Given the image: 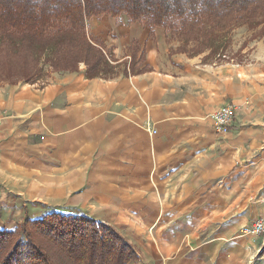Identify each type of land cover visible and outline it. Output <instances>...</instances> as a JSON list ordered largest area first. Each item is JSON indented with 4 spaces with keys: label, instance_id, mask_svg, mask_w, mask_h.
<instances>
[{
    "label": "crops",
    "instance_id": "crops-1",
    "mask_svg": "<svg viewBox=\"0 0 264 264\" xmlns=\"http://www.w3.org/2000/svg\"><path fill=\"white\" fill-rule=\"evenodd\" d=\"M100 22L109 27L92 36L114 59L112 77L87 79L81 65L47 82L0 81V230L18 225L8 193L42 207L64 200L70 210L52 211L126 229L154 264H247L237 255L264 246L239 234L264 214V70L179 53L163 28L125 15L90 23ZM228 104L238 115L217 134L210 116ZM210 224L221 225L209 241L157 257L182 239L172 226L186 240Z\"/></svg>",
    "mask_w": 264,
    "mask_h": 264
},
{
    "label": "trees",
    "instance_id": "trees-1",
    "mask_svg": "<svg viewBox=\"0 0 264 264\" xmlns=\"http://www.w3.org/2000/svg\"><path fill=\"white\" fill-rule=\"evenodd\" d=\"M160 27L197 52L214 48L236 25L262 27L264 0H0V81L34 83L42 64L86 77L115 74L104 44L88 32L92 18ZM133 245L115 228L84 214L44 213L15 230H0V264H132Z\"/></svg>",
    "mask_w": 264,
    "mask_h": 264
},
{
    "label": "rangeland",
    "instance_id": "rangeland-1",
    "mask_svg": "<svg viewBox=\"0 0 264 264\" xmlns=\"http://www.w3.org/2000/svg\"><path fill=\"white\" fill-rule=\"evenodd\" d=\"M91 20L88 23V32L89 34H93L94 32L100 34V29L102 30V27L107 28L109 26H107L106 24H102V22H100L99 26L97 25H93L90 23ZM135 23V22H134ZM156 28H160V27H156ZM154 29V28H153ZM165 30V29H164ZM262 27L259 28H250L248 25H236L231 29V32L228 33H221L220 38L218 40H216L214 48H217V53L215 55H213V51L215 52L216 49H208L205 52H197L196 50L197 48V44L194 42H190L189 44H185V42H180L178 41V39L172 37V35L170 33L167 32V34L169 35L168 38H171L172 40L178 42L180 45L177 47L178 48V52L179 53H184L187 54L190 57H200L202 62L205 63H209V64H214V63H219V64H231L235 63V64H239L241 65V67L243 68H256V69H262L264 70V34L262 36L261 31ZM166 32V31H165ZM103 35V34H101ZM108 60L110 61V63L112 64V66H114L116 68V65L114 64V59L111 58L110 54L108 53ZM81 66V65H80ZM42 68V76L40 77V80L34 82L35 83H40V82H47L46 80L48 79V77H50L52 74H55V72L53 71V69L51 67H49L46 64H42L41 65ZM81 68V67H80ZM57 73V72H56ZM32 84V83H31ZM7 189H1L0 188V196L2 193H4ZM7 197L9 198V207L11 209V207H13V210H16L17 213H15V211L12 210L11 215L8 216V221H15V224L17 225H21L23 224L25 221H27V219H36L39 217V215L43 214V213H48V212H52L53 210L56 211H66V210H70L69 208H65V204L67 203V201L64 200H59L58 203L54 206H44L43 207L41 205H39L38 203L33 202L30 199H27V201H25L22 197L19 196H15L13 194H9L7 195ZM2 201H0L1 204ZM5 204L4 202L1 204L3 205ZM1 208V206H0ZM3 210V208H1ZM12 215H16V218H13ZM262 217H264V214L258 218H256L255 220L252 221L251 225L248 224L246 226L245 229H243V231L241 233H239L240 235H245V238L247 239L246 241L253 243H256L257 245H263L264 244V235H248L246 232L247 230H249L252 226V224L254 223V221L261 219ZM4 218V217H3ZM13 224V223H12ZM17 225V226H18ZM106 225V224H105ZM221 224H210L208 229H204L203 232H200L198 237L192 239V238H188V239H184V233L186 232V228H181L182 226H172L173 228H175V230L173 231V236L177 237V234L182 235V239L180 241L178 240H174V239H170L171 241H169V243L171 244L173 243H177V245L175 246V248L173 249V252H171L170 254H168V256H159L160 254H158V258L161 259L162 262H164V257L166 258L167 261H171L175 255L177 254V251L179 248H185V246L187 248L190 247H195L198 244H200L201 242L205 243V241H209L210 240V234L213 230H218V228H220ZM108 226V225H107ZM110 226V225H109ZM207 227V226H206ZM14 225L13 228L14 229ZM114 228V227H113ZM117 232L124 238L125 236H127V230L124 229V232L121 233L120 230H117ZM151 233V232H150ZM239 234L236 235V240L239 236ZM131 235V234H130ZM130 235H128V237L130 238ZM248 235V236H247ZM128 237H125L128 238ZM257 239V240H255ZM127 240V239H126ZM128 241V240H127ZM137 246V245H135ZM134 247V245H133ZM137 253V257L138 259L133 262L132 264H154L153 262V258H150L148 256H146L144 253H142V250H135ZM242 257V260L248 261L247 264H264V246H262L261 250H259L258 252L253 251L252 254H249L248 252H246L245 254L243 252H240L237 255V258L240 259ZM240 264V263H239Z\"/></svg>",
    "mask_w": 264,
    "mask_h": 264
},
{
    "label": "built area",
    "instance_id": "built-area-1",
    "mask_svg": "<svg viewBox=\"0 0 264 264\" xmlns=\"http://www.w3.org/2000/svg\"><path fill=\"white\" fill-rule=\"evenodd\" d=\"M238 112V107L234 104L224 105L217 109V112L210 116L215 132L221 135L229 134ZM153 133H156V131H153ZM246 233L248 235H264V217L254 221Z\"/></svg>",
    "mask_w": 264,
    "mask_h": 264
}]
</instances>
